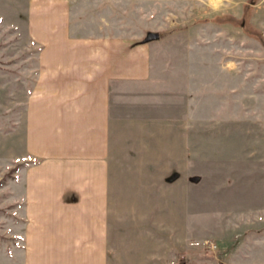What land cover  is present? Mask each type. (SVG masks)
<instances>
[{"label": "rangeland", "instance_id": "374dc122", "mask_svg": "<svg viewBox=\"0 0 264 264\" xmlns=\"http://www.w3.org/2000/svg\"><path fill=\"white\" fill-rule=\"evenodd\" d=\"M57 1L0 0V264L25 258L10 185L44 160L24 151L41 98L30 12L55 14ZM64 2L79 14L72 35L130 52L111 100L128 120L110 154L112 264H264V0Z\"/></svg>", "mask_w": 264, "mask_h": 264}, {"label": "crops", "instance_id": "0c3cea01", "mask_svg": "<svg viewBox=\"0 0 264 264\" xmlns=\"http://www.w3.org/2000/svg\"><path fill=\"white\" fill-rule=\"evenodd\" d=\"M55 8L52 15L43 6L30 12L32 39L42 46L36 60L41 98L26 110L24 151L44 160L22 166L10 185L12 210L25 219L22 263L112 264L110 154L116 127L121 124L122 131L128 120L118 125L111 100L114 85L124 83L120 89L127 90L130 52L128 44L114 51L111 36L72 35L66 27L80 22L78 12L64 0ZM20 182L25 186L19 192Z\"/></svg>", "mask_w": 264, "mask_h": 264}]
</instances>
